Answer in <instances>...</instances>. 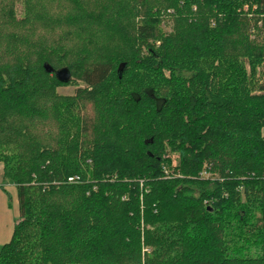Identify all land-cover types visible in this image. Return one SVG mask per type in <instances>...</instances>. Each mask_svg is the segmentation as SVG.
I'll return each instance as SVG.
<instances>
[{
    "label": "trees",
    "instance_id": "obj_1",
    "mask_svg": "<svg viewBox=\"0 0 264 264\" xmlns=\"http://www.w3.org/2000/svg\"><path fill=\"white\" fill-rule=\"evenodd\" d=\"M182 2L209 10L216 26L209 17L188 23L185 35H165L148 11L132 36L133 47L145 51L83 68L86 87L77 96L98 102L103 135L85 146L86 129L72 123L63 129L73 140L65 135L57 149L7 154L0 145L19 202L0 264H264V94L247 92L252 78L226 51L227 38L243 25L240 8L257 5L264 15V0ZM35 9L29 23L49 20ZM63 49L46 45L33 64L0 70V119L43 115L34 99L67 84L43 63H55ZM250 58L255 72L261 57ZM122 63L133 66L125 73L136 88L124 84ZM166 85L171 91L163 96ZM79 105L67 99L53 111L75 121ZM167 148L180 154L177 165ZM74 175L81 182L68 183Z\"/></svg>",
    "mask_w": 264,
    "mask_h": 264
},
{
    "label": "rangeland",
    "instance_id": "obj_2",
    "mask_svg": "<svg viewBox=\"0 0 264 264\" xmlns=\"http://www.w3.org/2000/svg\"><path fill=\"white\" fill-rule=\"evenodd\" d=\"M36 5L37 10L47 13L48 21L29 23L27 18L34 13ZM257 8V5L250 7L248 4L240 8L244 16L243 25L238 32L228 37L226 42V51L239 57L248 76L252 78L246 87L247 92L252 95L264 94V15L256 14ZM148 11L157 16L160 21L159 28L166 33L165 35L177 32L184 34L188 30V23L210 17L206 18L209 10L202 9L200 13L204 15H201L196 4L188 9L182 0H0V70L6 72L17 65L27 66L30 61L33 64L36 62L37 52L42 51L46 45L56 47L60 43L65 49L55 53V63L46 62L55 69L68 67L72 74L70 82L54 88L55 91L49 95V99L47 96L43 100H38L39 97L34 99L35 102L38 101L37 107L42 109L43 115L40 118L35 119L32 118L33 114L20 115L17 112L6 114L0 119V145L7 146V154L25 153L22 149L26 146L44 145L57 149L64 136L70 132L63 128L72 127V123L73 126L79 124L86 129L82 134L85 146L86 141L91 142L103 135L104 127L101 125L105 120L102 118L104 112L100 113V105L95 100L81 99L77 96V90L86 87L81 78L83 68L87 62L108 58L115 63L114 59L121 54L124 56L132 52L136 54L139 48L145 51L146 49L138 43L133 47L132 36L136 26ZM117 20L118 23H115ZM209 24L211 27L216 26L214 18L210 17ZM159 44L160 42H157V46ZM176 44L179 48H185L181 45L182 42L176 41ZM90 50L92 56L89 58L86 52L90 53ZM250 54L261 57L255 72L250 64ZM211 65L208 62L205 66ZM132 67L129 66L126 70L129 71ZM126 70L121 71L126 75L124 84L129 89L136 88L129 77V72L125 73ZM166 75L168 76V73ZM52 76L55 77L54 74ZM170 91V85L160 89L163 96ZM67 99L80 100L75 121L72 118L68 119L67 116L58 117L57 112L53 111L54 106ZM261 134L264 137V128ZM68 135L67 140H73L72 134L69 137ZM164 153L169 154L174 165L179 163L178 152H171L167 148ZM27 157L25 163L31 160L32 154ZM76 159L82 158L77 155ZM84 172H88L86 166ZM17 199L15 185L5 179L0 187V229L7 231L6 228L10 226L11 230H8L13 231L14 220L19 217ZM0 234L6 238L0 237L1 250L2 243L7 240V234L3 232ZM10 240L11 237L7 242ZM143 247L146 253H151L150 246Z\"/></svg>",
    "mask_w": 264,
    "mask_h": 264
},
{
    "label": "water",
    "instance_id": "obj_3",
    "mask_svg": "<svg viewBox=\"0 0 264 264\" xmlns=\"http://www.w3.org/2000/svg\"><path fill=\"white\" fill-rule=\"evenodd\" d=\"M44 69L46 72L54 74L58 81L62 83H68L70 82L72 78L71 71L68 67H63L60 69H55L50 63L46 62L44 63ZM126 64L122 63L119 66V71L121 72L125 68Z\"/></svg>",
    "mask_w": 264,
    "mask_h": 264
},
{
    "label": "crops",
    "instance_id": "obj_4",
    "mask_svg": "<svg viewBox=\"0 0 264 264\" xmlns=\"http://www.w3.org/2000/svg\"><path fill=\"white\" fill-rule=\"evenodd\" d=\"M5 181V176H4V164H3V162L2 161H0V187H1V183H3ZM18 200V199H17ZM19 207V206H18ZM19 211V210H18ZM18 215H19V212H18ZM17 220V219H16ZM16 220H14V221H16ZM14 224H15V222H14ZM5 227V226H4ZM6 228V227H5ZM7 229V231L6 230H4V229H0V233L1 232H3V233H6L7 234V240L9 239V237H12L11 235H12V232L11 231H9L8 229H10V226L8 227V228H6ZM11 230V229H10ZM0 237H2V238H4V239H6L5 238V236L4 235H2V234H0ZM7 240H5V242H3L2 244H4V243H6L7 242Z\"/></svg>",
    "mask_w": 264,
    "mask_h": 264
},
{
    "label": "built area",
    "instance_id": "obj_5",
    "mask_svg": "<svg viewBox=\"0 0 264 264\" xmlns=\"http://www.w3.org/2000/svg\"><path fill=\"white\" fill-rule=\"evenodd\" d=\"M206 174V173H205ZM68 183H79L81 182V177L79 175H74V176H70L67 180ZM146 249L143 248V253H146L145 251ZM148 251V249H147ZM143 264H146L145 262H143Z\"/></svg>",
    "mask_w": 264,
    "mask_h": 264
}]
</instances>
